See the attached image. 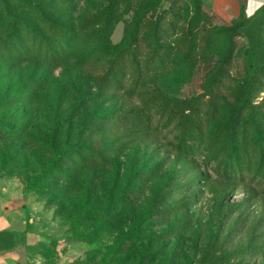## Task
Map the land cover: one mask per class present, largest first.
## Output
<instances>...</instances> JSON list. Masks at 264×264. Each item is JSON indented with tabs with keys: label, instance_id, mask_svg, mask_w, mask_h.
Instances as JSON below:
<instances>
[{
	"label": "rangeland",
	"instance_id": "obj_1",
	"mask_svg": "<svg viewBox=\"0 0 264 264\" xmlns=\"http://www.w3.org/2000/svg\"><path fill=\"white\" fill-rule=\"evenodd\" d=\"M27 1L34 8L9 1L16 16L38 25L35 8L41 9L70 25L78 37L92 32L87 20L110 2ZM118 1L124 18L111 35L113 42L122 40L136 12L148 19L154 5L171 2ZM191 14L182 11L186 20ZM212 16L214 24L226 25ZM0 17L10 20L2 0ZM237 42L232 63L213 90L211 64L202 60L184 83L178 78L183 66L165 74L150 63L139 89L149 95L161 85L171 96L196 97L199 115L216 129L245 66L264 64V9L247 19ZM146 54L138 55L141 67ZM108 58V51L93 45L58 63L0 60V203L13 214L15 229L26 234L23 243L13 245L12 232H0V252L13 258L0 264H264V182L247 176L227 181L203 155L185 157L170 143L172 126L154 130L159 115L138 136L132 116L125 122L120 115L141 105V99L100 82ZM30 80L40 84L27 87ZM24 93L30 98L22 99ZM261 101L264 92L256 97ZM53 146L59 151L100 148L104 158L58 164ZM54 167L71 179H38Z\"/></svg>",
	"mask_w": 264,
	"mask_h": 264
},
{
	"label": "trees",
	"instance_id": "obj_2",
	"mask_svg": "<svg viewBox=\"0 0 264 264\" xmlns=\"http://www.w3.org/2000/svg\"><path fill=\"white\" fill-rule=\"evenodd\" d=\"M2 1L10 20L5 22L0 17V33L4 32L0 36V60L36 58L58 63L98 45L110 55L106 72L100 76L101 84L116 90L125 89L129 96L141 99V105H133L120 115V120L125 122L132 116L131 127L138 136L150 130L153 116L159 115L160 121L154 130L159 132L172 126L175 136L170 143L185 157L203 155L206 163H213L216 174L227 181L235 182L247 176L251 180L264 182V101L256 102V97L264 92V64L259 67L252 64L245 66V71L226 99L227 116L216 129L212 128L210 118L199 115L200 105L196 97L171 96L161 85L149 95L139 89L144 85L150 63L156 62L165 74L183 66L184 73L178 78L184 83L190 80L200 60L211 64L209 88L219 87L238 48L237 38L247 19L253 16L216 25L212 21L213 14L207 12L203 0H171L169 5H154L148 19L136 12L126 24L122 40L113 42L111 35L117 23L124 18L118 0H110L108 5L89 17L86 27L92 32L83 37H78L76 30L66 22L51 17L41 9L35 8L38 25L19 18L13 13L9 1H17L27 10L28 7L34 8L28 6L27 0ZM184 9L192 13L188 20L182 17ZM142 50L147 54L141 67L138 55ZM129 71L132 74L127 77ZM129 80L131 85L127 89ZM39 84L38 80H30L26 86ZM30 96L24 93L22 99H29ZM53 150L59 155L58 164L64 162L79 166L104 158L100 148L76 146L59 151L53 146ZM47 176L58 180L71 179L67 172L55 167L41 173L38 179ZM107 206H113V199ZM98 210L104 211L102 208ZM163 211L158 209V212Z\"/></svg>",
	"mask_w": 264,
	"mask_h": 264
},
{
	"label": "crops",
	"instance_id": "obj_3",
	"mask_svg": "<svg viewBox=\"0 0 264 264\" xmlns=\"http://www.w3.org/2000/svg\"><path fill=\"white\" fill-rule=\"evenodd\" d=\"M203 3L205 9L223 24L232 23L242 17H252L264 7V0H203ZM6 215L8 221L5 219L6 223L3 224L2 222L5 221L1 222V220ZM12 216L13 214L8 213L7 209L0 203V232H12L14 243L21 244L26 239V234L15 229L16 223L11 220ZM12 253L15 254V252ZM7 257L0 252V263L6 260L12 261L13 258Z\"/></svg>",
	"mask_w": 264,
	"mask_h": 264
}]
</instances>
